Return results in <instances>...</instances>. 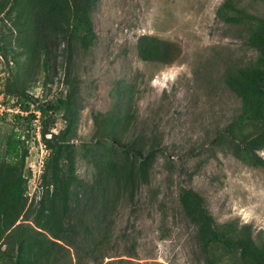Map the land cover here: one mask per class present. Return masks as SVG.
I'll return each instance as SVG.
<instances>
[{
	"label": "rangeland",
	"instance_id": "rangeland-1",
	"mask_svg": "<svg viewBox=\"0 0 264 264\" xmlns=\"http://www.w3.org/2000/svg\"><path fill=\"white\" fill-rule=\"evenodd\" d=\"M227 0H97L92 11L96 39L87 51L74 42L62 43L41 57L39 46L20 38L10 23L0 19V152L3 138L21 132V146L29 147L25 176L29 203L43 195L39 182L49 151L40 145V134L14 124L19 109L6 94L25 90L43 100L64 98L70 87L78 88L77 145L95 135V114H122L120 92L128 86L132 119L138 134L156 131L154 140L162 151L151 170V182L142 187L137 212L125 209L118 227L130 229L137 244L138 261L152 264H202L194 225L179 199L181 189L193 188L205 199L216 223L251 224L264 231V169L233 157L215 137L239 112L240 99L226 86L223 76L229 64H245L257 52L247 45L243 23L227 22L218 9ZM238 8L264 16V0H232ZM11 31V32H10ZM143 34L172 41L181 49L170 65L146 62L138 54ZM20 40V41H18ZM68 75V76H67ZM63 113L55 116L54 130L65 126ZM4 117V118H3ZM32 134V135H31ZM44 150V152H43ZM44 154V163L39 160ZM264 158V150L260 151ZM77 173L91 179L93 167L81 155ZM119 253L127 244L119 240Z\"/></svg>",
	"mask_w": 264,
	"mask_h": 264
},
{
	"label": "trees",
	"instance_id": "trees-1",
	"mask_svg": "<svg viewBox=\"0 0 264 264\" xmlns=\"http://www.w3.org/2000/svg\"><path fill=\"white\" fill-rule=\"evenodd\" d=\"M96 1L0 0V19L9 21L10 30L18 31L22 39L30 32L41 57L62 43L70 46L75 42L87 51L96 39L92 18ZM218 15L227 22L244 24L247 45L257 55L245 64L226 67L223 81L241 106L214 141L243 163L264 169L260 154L264 150V16L238 8L232 0L219 7ZM137 48L142 60L164 65L172 64L181 54L174 42L151 34L141 35ZM0 52L7 53L1 37ZM65 81L68 93L53 100L15 91L6 84V94L19 106L13 114L14 124H23L27 137L38 132L49 153L39 178L43 195L38 203H29V180L24 174L29 147L21 146V132L3 138L0 264H152L137 260V244L129 239L130 229L118 227V222L123 210L138 211L140 191L151 182V170L162 151L154 140L156 131L130 134L135 124L126 85L120 92L122 114H95L93 139L77 145L73 140L78 88L74 80ZM61 111L65 126L55 131V116ZM78 155L92 164L91 179L78 175ZM179 195L181 207L194 225L202 264H264V231L255 233L247 223L219 225L197 190L183 187ZM119 240L127 244L123 253L117 252Z\"/></svg>",
	"mask_w": 264,
	"mask_h": 264
},
{
	"label": "built area",
	"instance_id": "built-area-1",
	"mask_svg": "<svg viewBox=\"0 0 264 264\" xmlns=\"http://www.w3.org/2000/svg\"><path fill=\"white\" fill-rule=\"evenodd\" d=\"M0 107H1V111L3 112L4 110H5V108L4 107H2V104H0ZM38 113V116H39V112H37ZM36 121H38V123L40 122L39 121V118H37L36 119ZM40 145L43 147V149L44 148H46L45 147V145L43 144V142L40 140ZM43 152H44V150H43ZM44 154H42V156H41V158H40V160H39V165H43V163H44V156H43Z\"/></svg>",
	"mask_w": 264,
	"mask_h": 264
}]
</instances>
